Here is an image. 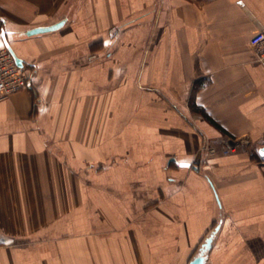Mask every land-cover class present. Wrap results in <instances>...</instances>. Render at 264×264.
Listing matches in <instances>:
<instances>
[{"label":"crops","instance_id":"1","mask_svg":"<svg viewBox=\"0 0 264 264\" xmlns=\"http://www.w3.org/2000/svg\"><path fill=\"white\" fill-rule=\"evenodd\" d=\"M263 27L264 0H0L27 76L0 100V264H187L219 221L204 264H264Z\"/></svg>","mask_w":264,"mask_h":264},{"label":"built area","instance_id":"2","mask_svg":"<svg viewBox=\"0 0 264 264\" xmlns=\"http://www.w3.org/2000/svg\"><path fill=\"white\" fill-rule=\"evenodd\" d=\"M248 46L253 51L255 61L264 67V27L249 37ZM26 80V74L16 64L8 48L0 47V100L24 87Z\"/></svg>","mask_w":264,"mask_h":264},{"label":"water","instance_id":"3","mask_svg":"<svg viewBox=\"0 0 264 264\" xmlns=\"http://www.w3.org/2000/svg\"><path fill=\"white\" fill-rule=\"evenodd\" d=\"M59 25H60V22L50 24V25H45V26H36V27H33L31 29L26 30L25 33H26V35H32V34L44 32V31L52 30ZM5 45L8 48V50L10 51V53L12 54L16 64L18 66H22L23 60L15 54L14 50L11 48V46L6 41H5ZM260 153L264 155V145L261 147ZM182 164L186 165V166H190L189 163H182ZM210 184H211V182H210ZM213 190H214L215 198L219 204L218 195H217L215 189H213ZM219 227H220V221L202 239V241L198 245L196 252L190 257L187 264H204L206 257H207V253L212 246V243L214 241L216 233L218 232Z\"/></svg>","mask_w":264,"mask_h":264},{"label":"rangeland","instance_id":"4","mask_svg":"<svg viewBox=\"0 0 264 264\" xmlns=\"http://www.w3.org/2000/svg\"><path fill=\"white\" fill-rule=\"evenodd\" d=\"M192 107V106H191ZM198 107H192V112L195 111L196 113H199V115H203L201 112H200V109L198 111ZM259 145V143H235V142H225V144H223L222 146V152L223 153H228V152H235L237 150H240L242 149V147H244L246 149V151H252L254 152L252 156L257 157L258 159H262L259 157L258 153H257V146ZM232 149V150H231ZM213 150V146L212 144H206V143H203L201 144V147H200V153H204L205 151H209L210 153L212 152ZM256 152V153H255ZM202 156V155H201ZM257 159V160H258ZM264 159V158H263ZM183 182V180H179V183ZM198 246L194 249L193 251V254L196 252ZM192 254V255H193Z\"/></svg>","mask_w":264,"mask_h":264},{"label":"trees","instance_id":"5","mask_svg":"<svg viewBox=\"0 0 264 264\" xmlns=\"http://www.w3.org/2000/svg\"><path fill=\"white\" fill-rule=\"evenodd\" d=\"M192 107H195V106H192ZM200 109V108H199ZM198 109V110H199ZM200 112L203 114V116L206 118V119H208L211 123H213L215 126H217V127H220L219 126V124L216 122V121H214L209 115H207L206 113H205V111H203V110H201L200 109Z\"/></svg>","mask_w":264,"mask_h":264}]
</instances>
